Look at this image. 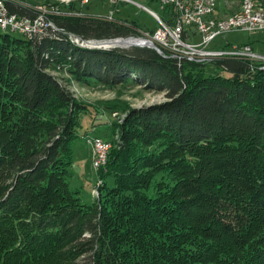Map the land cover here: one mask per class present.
Masks as SVG:
<instances>
[{"label":"trees","instance_id":"trees-1","mask_svg":"<svg viewBox=\"0 0 264 264\" xmlns=\"http://www.w3.org/2000/svg\"><path fill=\"white\" fill-rule=\"evenodd\" d=\"M23 4L6 7L39 14ZM74 10L47 15L57 31L33 43L0 35V264H264V69L146 47L82 48L70 37L139 29ZM206 65L228 76H205ZM50 69L84 83L130 80L168 99L131 111L90 205L69 187L89 108Z\"/></svg>","mask_w":264,"mask_h":264},{"label":"rangeland","instance_id":"rangeland-1","mask_svg":"<svg viewBox=\"0 0 264 264\" xmlns=\"http://www.w3.org/2000/svg\"><path fill=\"white\" fill-rule=\"evenodd\" d=\"M13 1L17 3L22 1L25 6L30 5L34 8L41 9L43 12L40 13L44 14L45 18L47 15H51L55 9H58L60 12H62V10L65 12L75 9L74 11H78L84 16H93L100 19H106L109 13H112V20L135 23L141 37L142 32H153L159 28L160 24L158 18L161 22L171 24V22H167V12L170 11L169 7H162L159 0ZM215 1V18L217 17L216 19L218 20H227L230 18L231 14H237L241 12L243 8V0ZM131 2L142 5L152 14H155L157 18ZM75 14L78 13L75 12ZM1 34L8 33H2L0 31V35ZM9 35L15 38H22L21 35L14 33H9ZM196 40H199V38H196ZM227 43L233 45L250 43L255 51L264 53V34L250 36L243 32H233L226 38L215 40L212 48L222 45L225 46ZM217 72L220 75L228 76L226 73L216 71L211 65H206L204 67L205 76H211L217 74ZM46 73L62 86L75 105L79 104L89 108V110L83 111V113H85L82 114L81 118L79 134H83V137L73 144V159L70 166L69 187L77 191L83 204L90 205L98 198L101 185L104 182L99 175L100 169L96 170L93 166V159L96 155L93 145H97L99 140L108 146L106 155L107 161L109 152L114 149L120 150L123 145V140L121 138L122 131L127 123V118L131 116V111L161 104L168 99L164 92L146 89L144 86L137 85L130 80L119 83L93 80L84 83L77 80L67 69H50L47 70ZM107 183L110 184V181Z\"/></svg>","mask_w":264,"mask_h":264},{"label":"built area","instance_id":"built-area-1","mask_svg":"<svg viewBox=\"0 0 264 264\" xmlns=\"http://www.w3.org/2000/svg\"><path fill=\"white\" fill-rule=\"evenodd\" d=\"M6 2L17 3L13 0H0V31L2 33L23 35L28 42L33 43L47 36L48 27L56 29L46 20L44 14L40 13L43 12L41 9L35 8L39 14L34 19H30L10 14ZM159 2L162 7H169L170 13L173 14L171 24L161 22L158 18L159 28L153 32H142V37L151 41L160 55L197 64H211L216 59L232 58L260 65V69H264V53L255 51L250 43L241 45L227 43L225 46L212 48L215 40L226 38L233 32H243L250 36L264 34V6L258 1L243 0L241 13L231 14L230 20L224 23H215V0H159ZM51 15L70 14H64L55 9ZM106 20L112 21V13H109ZM70 41L82 45L105 47L102 45L105 40L86 41L71 36ZM93 146L96 151L93 166L98 170L105 166L106 148L99 140L98 145Z\"/></svg>","mask_w":264,"mask_h":264},{"label":"water","instance_id":"water-1","mask_svg":"<svg viewBox=\"0 0 264 264\" xmlns=\"http://www.w3.org/2000/svg\"><path fill=\"white\" fill-rule=\"evenodd\" d=\"M131 3L136 5L139 8L144 9L145 11H147L148 13L153 15L155 18H157V16L155 14H152L149 10L144 8L142 5H139L135 2H131ZM55 30L57 31V29H55ZM76 39H80V38L76 37ZM131 40H134V41L129 42ZM136 41H141V42H136ZM102 45H104L106 47V49H108V48H111V49H113V48L128 49L130 47H146V48H149V49L156 51L160 55V52L158 51L156 46L151 41L144 39L142 37L130 36V37H126V38L120 37V38H115V39H108V40H105L102 43Z\"/></svg>","mask_w":264,"mask_h":264},{"label":"bare ground","instance_id":"bare-ground-1","mask_svg":"<svg viewBox=\"0 0 264 264\" xmlns=\"http://www.w3.org/2000/svg\"><path fill=\"white\" fill-rule=\"evenodd\" d=\"M262 5V4H261ZM243 9V8H242ZM239 13H241V12H239ZM217 18V17H216ZM215 18V23H224V22H226V21H228V20H230V18L229 19H227V20H225V19H223V20H221V19H216ZM225 20V21H224ZM9 34V33H8ZM11 34V33H10ZM21 37H23V35H21ZM24 38V37H23ZM41 38H43V37H41ZM24 39H26V38H24ZM27 40V39H26ZM134 40H131V41H129V42H133ZM136 42H141V41H136ZM143 42V41H142ZM73 43H75L76 45H78V46H80V47H82V48H89V49H104V50H107L106 49V47H94V46H88V45H82V44H80V43H78V42H73ZM109 46V45H108ZM111 46V45H110ZM108 49H111V48H108ZM95 143V142H94ZM97 145H98V143H97ZM102 145H103V147H105L106 148V150H105V153H104V160H106V155H107V152H108V146L106 145V144H104V143H102Z\"/></svg>","mask_w":264,"mask_h":264}]
</instances>
